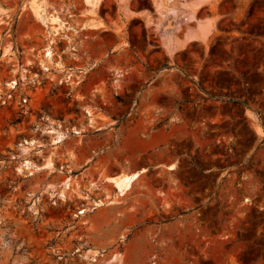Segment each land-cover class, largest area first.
I'll use <instances>...</instances> for the list:
<instances>
[{"label":"rangeland","instance_id":"obj_1","mask_svg":"<svg viewBox=\"0 0 264 264\" xmlns=\"http://www.w3.org/2000/svg\"><path fill=\"white\" fill-rule=\"evenodd\" d=\"M159 1L0 0V264H264V0Z\"/></svg>","mask_w":264,"mask_h":264},{"label":"bare ground","instance_id":"obj_2","mask_svg":"<svg viewBox=\"0 0 264 264\" xmlns=\"http://www.w3.org/2000/svg\"><path fill=\"white\" fill-rule=\"evenodd\" d=\"M90 5H97L98 0H86ZM157 3H159L160 5L162 4L161 1L157 0ZM40 7V6H38ZM38 7H34L37 8V10L35 11V13H37L38 17L48 26V32L49 35L51 37L49 44L47 45L46 48V53H45V57L52 58L54 56V51L52 49V44L55 41V36L61 32V29L64 28V24H60V25H54L52 23H58L59 18L57 16H53V15H48L46 14V12L44 11V7L43 8H39ZM171 11V10H170ZM90 27L92 28H96L98 27V23L95 22H91ZM67 27V25H66ZM206 37V33L204 34ZM193 37V35H189L188 38ZM47 58L45 60H47ZM44 60V61H45ZM52 127V126H50ZM44 130V129H43ZM49 132H51L52 134V144H54V148L58 147V144L60 142H62L64 140V138L66 137L65 131L58 129V128H51L49 130ZM36 141L35 140H25L23 141L20 145H21V150L24 154H28L30 150L36 148L35 145ZM42 152V150L40 151ZM46 160V159H45ZM55 162L52 161V159H49L43 163H38L35 159H32L31 157H27L25 156L22 161L20 162L19 166L17 167V170L19 172H29L31 174H34L35 172L41 171L44 168H49V169H55ZM145 168L138 170V171H134L132 173H121L119 175H107V179L112 181L114 183V185L117 187L118 192L120 194H125L127 193L129 190L132 189L134 182L139 178L140 173L142 171H144ZM68 179L65 180V184L68 185ZM96 205H100L102 204L101 201L96 200L95 201Z\"/></svg>","mask_w":264,"mask_h":264},{"label":"built area","instance_id":"obj_3","mask_svg":"<svg viewBox=\"0 0 264 264\" xmlns=\"http://www.w3.org/2000/svg\"><path fill=\"white\" fill-rule=\"evenodd\" d=\"M17 81L18 80L16 78H11V79H5V77L0 78V102L2 104H7L12 102L13 88H15ZM3 83L7 85L6 88L2 87Z\"/></svg>","mask_w":264,"mask_h":264},{"label":"crops","instance_id":"obj_4","mask_svg":"<svg viewBox=\"0 0 264 264\" xmlns=\"http://www.w3.org/2000/svg\"><path fill=\"white\" fill-rule=\"evenodd\" d=\"M6 16H7V14L2 13V12L0 13V25L4 24L7 21L8 18ZM16 27L17 28H22V29H25L26 28L25 25H20V24H17ZM117 175H119V174H117Z\"/></svg>","mask_w":264,"mask_h":264}]
</instances>
